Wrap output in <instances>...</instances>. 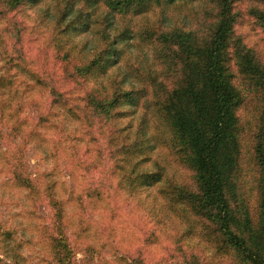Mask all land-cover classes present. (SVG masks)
Listing matches in <instances>:
<instances>
[{
	"label": "trees",
	"instance_id": "1",
	"mask_svg": "<svg viewBox=\"0 0 264 264\" xmlns=\"http://www.w3.org/2000/svg\"><path fill=\"white\" fill-rule=\"evenodd\" d=\"M29 1L34 0H3L9 8ZM189 1L51 0L55 40L63 49L62 56H66L78 44L71 35L78 31L86 34V30H90L89 18L94 17L95 22L101 24L91 56L80 57L73 68L77 74L92 77L93 83L98 84L83 95L81 103L90 116L109 124L108 143L112 144L109 157L119 171L118 183L132 186L158 184L167 201L164 207L183 219L181 229L184 235L209 246L212 256H217V264H226L224 256L229 259L227 264H264V140L258 138L247 161H243L241 146L244 134L249 133V119L244 115L249 116V111H255V107L246 106L249 111L243 108L244 105L240 108L243 96L231 80L230 59L234 58L237 66L240 65L238 67L252 81L249 87L263 103L264 61L256 59L251 50L246 51L234 34L233 3L237 0H214L211 17L203 19L204 30L176 26L166 31L140 30L133 34L128 24L131 16H144L154 7L174 10ZM247 1L250 14L264 25V0ZM125 40L136 47L140 40L149 42L154 46L156 58L164 63L162 73L149 76L153 89L152 118L144 113L136 125H129L128 130L121 125L120 119L128 117L130 108L140 101L149 105V101L148 104L145 101V87H135L130 81L124 85L115 79V72L102 83L107 67L123 52ZM167 61L174 65L171 79L166 72ZM110 77H113L111 85L107 84ZM42 79L26 66L19 51L7 50L0 37V125L24 141L44 140V134L37 127H46L49 117L55 114L53 107L65 104L54 96L58 93L50 85L44 90L52 97L45 111L34 118L29 115L21 117L24 92L39 91L36 84L41 85ZM19 83L24 85L21 94ZM14 97H18L16 104L12 103ZM69 111L73 110L70 108ZM88 114L84 113L85 119L89 118ZM30 118H33L32 124L27 121ZM262 135L264 132L260 131L258 136ZM163 143L191 170L190 183L177 185L165 176L154 156L158 154L159 144ZM145 162L150 164L149 168L142 167ZM247 166L257 169L254 201H248L245 192L239 191L242 167ZM40 173V191L53 210L51 227H43L44 242L53 259L46 264H74L72 249L62 228L67 224L63 200L58 196L59 186L63 183L53 177L51 170ZM22 176L24 179L19 178ZM22 176H15L13 182L27 190L28 198L32 194L38 195V191L31 187L29 177ZM67 192L70 194L72 189ZM86 195L101 196L94 189ZM201 219L204 226L197 229L200 233L194 236L195 224ZM89 249L94 247L85 243L82 250ZM122 260L124 264H133V260Z\"/></svg>",
	"mask_w": 264,
	"mask_h": 264
},
{
	"label": "rangeland",
	"instance_id": "2",
	"mask_svg": "<svg viewBox=\"0 0 264 264\" xmlns=\"http://www.w3.org/2000/svg\"><path fill=\"white\" fill-rule=\"evenodd\" d=\"M213 1L190 0L174 10L154 7L144 16H131L128 24L133 34L140 30L166 31L176 26L204 30L203 19L211 17ZM233 8L235 36L246 51L251 50L256 59L264 61V25L250 14L247 0L235 1ZM53 13L51 0L22 2L13 8L0 0V37L4 39L6 49L14 53L19 51L26 66L43 78L41 85L36 84L39 91L24 92L21 117L29 115L34 118L45 111L52 97L44 90L50 85L58 93L54 96L65 102L53 107L55 114L49 117L46 127H37L44 134V140L24 141L0 125V264H46L53 261L50 248L44 242L43 227H51L53 210L40 191V172L43 170H51L53 177L63 183L59 186L58 196L63 200L67 224L62 228L72 249L74 264H124L122 259L133 260V264H217V256H212L209 246L184 235L181 229L183 219L164 207L167 201L158 184L132 186L118 183L119 171L109 157L112 147L108 143L109 124L90 116L81 103L83 95L98 84L93 83L92 77L77 74L73 68L80 57L91 56L101 24L96 23L94 17L89 18L90 30H86V34L82 31L72 34V40L78 44L70 54L62 56L63 49L55 40ZM130 43L125 40L123 52L107 67L102 81L115 72V79L124 85L130 81L135 87L143 85L146 89L145 101L147 104L149 101V105L140 101L130 108L129 116L120 119L125 130L130 128L129 125H136L144 113L152 118L153 89L149 76L162 73L164 66L156 58L152 44L140 40L136 47ZM166 66L168 79H171L174 65L167 61ZM230 66L231 80L243 96L240 108L243 105L246 110V106L255 107V111L248 110L249 116L244 115L249 119V133L244 134L241 152L243 161H247L258 138L264 140L263 135L258 136L260 131L264 132V103L257 100L249 87L252 81L234 58L230 59ZM112 79L108 78L107 84L111 85ZM23 86L18 84L20 94ZM17 100L18 97H14L12 103L16 104ZM84 113L89 115L88 119ZM33 118L27 119L29 124ZM239 122L246 129L244 123ZM157 151L154 156L166 177L177 185L191 182V170L177 160L165 143L159 144ZM149 166L147 162L142 164L144 168ZM242 168L239 191L245 192L248 201H254L257 169ZM22 174L29 177L31 187L38 191V195L32 194L28 198L27 190L13 182L15 176ZM70 188L72 192L69 194ZM92 189L101 196L88 197L86 193H91ZM203 226L202 219L195 224L194 236L199 235L197 229ZM85 243H91L94 249L82 250ZM224 258L225 263H229L227 256Z\"/></svg>",
	"mask_w": 264,
	"mask_h": 264
}]
</instances>
